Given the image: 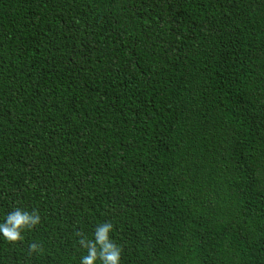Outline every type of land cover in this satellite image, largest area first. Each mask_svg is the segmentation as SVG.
<instances>
[{
  "label": "trees",
  "instance_id": "obj_1",
  "mask_svg": "<svg viewBox=\"0 0 264 264\" xmlns=\"http://www.w3.org/2000/svg\"><path fill=\"white\" fill-rule=\"evenodd\" d=\"M16 208L0 264H80L108 221L120 264H264V0H0Z\"/></svg>",
  "mask_w": 264,
  "mask_h": 264
},
{
  "label": "clouds",
  "instance_id": "obj_2",
  "mask_svg": "<svg viewBox=\"0 0 264 264\" xmlns=\"http://www.w3.org/2000/svg\"><path fill=\"white\" fill-rule=\"evenodd\" d=\"M41 222L38 211L31 212L16 208L9 212L0 223V236L10 244H16L24 239L22 233L25 230H32ZM113 231V224L108 221L97 226L91 239L81 231H77L75 236L77 244L84 250L86 255L81 258L80 264H120L122 247L110 238ZM42 251L41 245L37 243L29 244V255Z\"/></svg>",
  "mask_w": 264,
  "mask_h": 264
}]
</instances>
